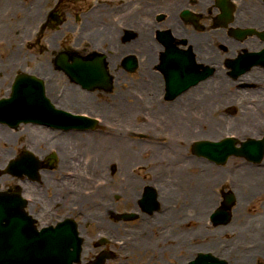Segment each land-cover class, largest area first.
I'll return each mask as SVG.
<instances>
[{
    "label": "bare ground",
    "instance_id": "bare-ground-1",
    "mask_svg": "<svg viewBox=\"0 0 264 264\" xmlns=\"http://www.w3.org/2000/svg\"><path fill=\"white\" fill-rule=\"evenodd\" d=\"M2 1L3 0H0L1 3ZM18 1L24 5L23 0ZM18 1L12 0V3ZM117 1L118 0H99L98 2L100 3L97 4V9L93 10L91 13H87V16H89L87 18L89 30L86 35L92 37L99 45H103L106 39L116 42L119 38L120 33L116 31L117 29L114 28L111 23H107L104 20L106 16L108 17V12L106 10L108 7L107 3ZM231 1L232 3L234 2V5L236 3L239 9H241L244 4L246 5L238 18L234 19V21H236L235 25H248V20L252 25L253 21H256L258 25L262 23L261 21L264 19V8L261 3H258L259 1L261 2V0H252V5H248L247 2L249 1L247 0ZM144 2L146 1L136 0L134 2H128V5L125 6L126 10L124 14L120 11L121 19L119 23L123 24L125 27L135 28L137 30L135 32L137 36L136 39L128 43L127 46L121 48L123 50L122 55L128 56L131 55V52L135 56L140 65V69L152 78L151 82L146 83L137 79V82L129 83L128 80H124L122 76L117 75V78L114 77V79L110 74L113 80L112 88H115L112 101L104 100L106 104H104V101L102 103H97L100 106L99 108L93 105L90 106L91 110L94 109L104 115L106 119L105 124L109 127V130L97 136L99 137V141L95 140L96 136H94L92 130L87 134L82 132H62L60 135L56 136V139H53L50 137L54 135L53 132H56V129L51 130L50 128L37 125L31 127L27 126V128L24 129L23 127L25 126L20 125L18 128L20 132L12 131L11 129H0V141H4L3 146L5 148V150L0 153V167L6 165L7 157L5 156L11 154L10 152L13 151L12 148L17 145L18 140H21L23 136L27 137L26 142L28 143L29 149H33L38 153H45L42 151V146L48 147V144L53 147L56 146L59 149V168L62 171H65L71 166L75 167L76 163L79 161L77 164L78 167L95 179H98V181L93 182L90 180L91 183H87L89 186H87L88 188H86V190H90L91 196H76L73 199H79L80 201L72 205L81 204L85 210L86 216H88L87 214H89L90 211L95 210L93 212H95L96 221L100 222L101 220L102 226L106 227V225H108L107 230L113 232L110 225H117L120 216L113 211L114 209L109 208V202L105 198L111 197L112 194L119 193L120 195H118V197L121 196L126 203H135L143 213L144 220L141 221L142 223L138 224L137 228H134L136 229V238L130 243H127L122 250L130 252V256L138 257L139 255L141 263L188 264L186 261L197 258L196 252H208L211 250L215 251L216 255L214 257L216 259L218 258L219 261H221L220 259L225 260L227 264H253L258 260L263 261L264 168L260 167L263 166L264 161L260 163L249 160L247 155L248 151L246 150L251 146V139L254 137L253 134L258 131L264 132V87H260L262 85L260 84V86L252 88L251 85L256 81H264V69L259 66L249 67V69L252 68L253 71L246 73L245 81H247V86L239 88V91H241L240 94L238 93L239 91L234 92L232 90V86L237 84L236 82L225 75H220L208 79L206 83L202 84L205 85L204 88L200 89L201 85L185 97L176 95L174 101L168 106L159 105L154 101V94L160 88L168 91L169 86L167 85V79L165 81L164 78L160 76V73L156 71L157 63L159 61L160 65V63L163 62V56L161 54L166 56L172 51L171 44L174 43V40L168 39L167 43L162 44L156 36L158 29H162L163 26H168L171 29L170 38L179 41H184L185 37H188L189 43L184 45L188 48V52L196 51V53L199 52L200 55H204L209 65L213 61H227L234 58L230 55H235L240 49L241 44L237 41L227 40L224 33L228 30L219 29L213 32L211 30L204 32L201 29H204L206 27L205 25L202 24L192 28L185 24L186 22L182 16H179L182 14L185 18H210L212 14L216 13L213 12L215 3L213 0H204L202 5L200 3L197 6L200 10L198 13H186V11L191 10V0H166L164 3L158 4L157 7L152 10L154 14L160 12L166 13L165 21L157 24L149 19H142L143 15H149L150 12L139 9ZM38 3L39 0L32 1L28 5L27 10L34 9L38 6ZM114 8H116V6H114ZM144 11L145 14L141 15ZM35 12H37L36 9ZM35 12L29 15H23L27 16L30 21L31 17L35 19ZM109 17H111V13H109ZM0 20L6 21L3 17ZM36 21L37 19L34 22ZM179 21H182V24ZM96 24H101L102 28L98 29V25L96 26ZM251 24L248 26H252ZM146 28H148L147 31ZM101 29H103V34L100 33ZM105 29L106 32L104 31ZM262 30L264 31L263 27ZM60 34L62 35L61 31ZM21 35L23 38L29 37V34L26 33H20L17 36ZM83 35L80 34L85 41L87 37ZM213 36H217L219 41L215 40ZM73 37L75 38L74 44L77 46L80 40L76 35H73ZM60 38L61 36L58 35L50 37L51 40L49 42L47 41L46 44L47 51L54 49V43ZM212 43H214L215 46ZM223 43H227L229 48ZM250 45L256 47L257 41L255 44L251 43ZM23 47L22 45L8 49L6 51L8 52V61L6 60L3 62L0 60V88H3L4 85L5 88H7V83L10 84L12 76L19 70V63L15 62L19 60H29L28 53L22 50ZM225 52H230V55H225ZM211 53H216V56L209 59ZM18 55H20L21 59L15 60L18 58ZM44 59V57H38L36 60H33L32 65H23L22 67V69H27L29 73L34 75L37 79H41V83H43V91L45 89L44 93L46 96L44 98L46 108L41 104L40 114L42 115V112H44L46 117L47 115L54 117V113L59 115L58 109H62L65 106H70L73 109L87 108V106L91 104V101L84 92L68 84L60 75V70L55 71L48 60ZM245 61L247 60L245 59ZM245 61L242 63H245ZM67 72L69 71L67 70ZM76 80H79L76 82L82 83L81 79L78 78ZM95 83L99 84V81ZM137 87L147 93L146 104H143L144 100L140 102L136 100L134 91H136ZM171 91L172 90H170V92ZM195 92H198L197 95ZM78 95H84L86 100L77 98ZM101 96H104L103 93H101ZM243 96L255 97L257 102H244L241 110H237L236 105L239 106L240 98ZM228 106H230V108L225 110ZM217 111L220 112L218 117H216ZM230 113L236 114L233 115ZM50 119L51 118H48V120ZM111 120L118 122V124L115 123V125L113 123L115 125L113 126L107 122ZM160 127H163L164 130L162 131L165 133L161 132L159 129ZM225 130H232L233 132L231 133L239 136L236 141H222L224 144L223 148L227 149L228 152L236 151L227 157L217 152L216 150L220 151L218 148L212 147L214 139L211 137V135H215L221 138L220 134ZM145 133H147V137L149 138L148 143L135 139L143 137ZM193 135L198 136L197 138L200 139V142L193 148L194 155L189 158L187 150L191 146L188 143L189 138ZM158 141L160 142L158 143ZM203 141L209 142L211 145L207 146ZM232 143H236L237 149H230L229 145H232ZM74 157H79L78 161L71 159ZM237 157L238 159H242L238 162L243 163L247 161V163H243V167H239V169L232 171V167L230 168L228 165L232 159L236 160ZM115 160L121 165L120 172L121 175L123 174L124 177H126L125 181H120V183L115 186L99 184L100 180L113 183L112 178L105 175V171L108 166L115 164ZM252 163L260 164L258 167H254ZM130 164L136 166H133L137 168L136 173H132V170L128 168ZM47 166H44V169H48ZM73 170L74 172L71 176L73 179L64 178L63 183L69 188L81 189L82 182L86 181L83 180L84 177L82 176L78 178L77 174L79 170L76 169V167ZM47 174L49 176L43 175V173L40 172L39 178L35 176V178H33L27 174V177H30L31 181L35 183L34 186H40L42 182H45L49 184L48 189H53L55 192L53 197L47 198L48 204H43L42 213L37 214L32 212L34 207L32 205L30 206L29 213L32 219L36 217L40 220L42 214L47 210V207H52L55 199L59 200V197L63 198L62 194H64L65 191L64 188H62V183L58 184L54 182L52 177L53 174ZM23 177L24 176L21 178ZM4 179L5 177H0V183H6L8 181L17 183L16 178L6 176V179ZM67 179H69L68 182H66ZM155 180L161 187L158 199L155 198L152 187L148 186L152 185ZM231 181L234 183L233 193L225 189V186L228 184H233ZM148 182H150V184ZM98 190V194L95 195ZM30 192L34 195L36 194L35 196L37 197L40 193V191L33 190L32 188ZM2 195L4 198L11 199L14 202L15 207L13 211L15 212L17 209L21 210L19 207L26 204L19 196V189L14 186L8 188ZM168 195L169 199L167 198ZM96 196L98 202L102 201V205H98L95 209H92L94 206H92V208L90 207L92 205L91 199ZM100 198L102 200H100ZM43 199H45L44 196ZM66 199H70V197L66 195ZM257 201H261V204L255 207L256 211L254 212L253 207ZM165 205L167 206V211L163 208ZM154 206L157 207L154 209ZM213 208L216 209L215 217L211 218L210 222L207 223L210 210L212 211ZM159 209H162L161 211H164V213L154 216V218H149V214H151L152 211ZM189 211H193V213L191 214ZM229 213L232 215V218ZM153 214L155 215V212H153ZM111 218H114L116 223L112 222L110 220ZM128 218L137 219L135 217ZM92 219H94V217ZM124 219H127V217ZM231 219L232 221L229 224V220ZM164 220L168 223H172L171 232L175 237H177L176 232L183 233L179 245H171L165 249H172L174 251L172 257L166 255V252H164L165 250L160 252L155 248L156 246L152 240V233L150 232V230L156 225H160ZM224 220H227V223L224 222ZM215 221L218 222L216 223ZM86 223L89 224V227L92 225V221H86ZM209 224L214 225L217 229H212L209 227ZM222 225H227L228 227L230 225V230L221 232L220 227H223ZM180 226L182 229H177V227ZM52 227L54 228L56 225ZM164 228L157 229V234L163 235ZM117 232L119 231L117 230ZM123 232L126 234L124 237L133 235L132 233H128L127 229H124ZM228 232H231L232 237L227 236ZM218 235H221V237H218ZM168 236L169 234H165L159 240H167L170 242L171 240ZM251 237H255L253 239H255L256 246L253 249L244 246V242ZM91 239L92 238L88 237L87 243H89V245L90 242H92ZM64 240L65 237L56 242ZM71 242L72 241L69 243ZM181 249L184 250V253L186 252L184 257L181 254ZM86 252V250L83 252V257ZM111 252L110 250V253ZM106 257L107 253H104L102 260L106 259V262H109V258Z\"/></svg>",
    "mask_w": 264,
    "mask_h": 264
},
{
    "label": "rangeland",
    "instance_id": "rangeland-1",
    "mask_svg": "<svg viewBox=\"0 0 264 264\" xmlns=\"http://www.w3.org/2000/svg\"><path fill=\"white\" fill-rule=\"evenodd\" d=\"M32 1H34V0H25V1H23L24 5H22L19 1H18L19 3L18 2L12 3V0H3L2 3L0 2V19L2 17L6 19V21H1L0 20V27H1L0 28V60L3 61V62L6 61V60L8 61V52H6L8 49L16 48L17 46H22V45L24 46L22 50L25 53H28V56H29V60L28 61H24V63L28 62L27 65H29V64L32 65L33 64V60H36L38 57H44L45 58L44 60L47 59L49 64L53 65V62H54L57 65L56 61H60L62 56L65 53H67V52L70 53V54L78 55V56L88 57V56H91L92 54H94L95 52H100V51H94V49L91 48L92 46L98 48L99 50H101L100 48H102L101 46H103L105 48V50H103L104 52L103 51H101V52L106 54V52L111 50L112 47L114 49L115 48L117 49V48L121 47L120 46L121 43H124L125 46H127V44L129 42L133 41L136 38V37H134L133 39H131L125 33L122 36L124 38V42H122V40L120 39V41L118 40L116 43L107 44L106 43L107 40H106L105 42H103V45H99L98 43H96L93 40L92 37H88V35H86V33L89 30L88 29V21H87V18L89 16H87L86 11H88L91 8V6L95 5L94 2L96 0H81V1H79V3H77V7L75 5L71 6L70 0H62L63 2L58 7V9L61 10L63 12V14H64V16L62 15V17H63L62 21H64V22L61 21L62 23L56 24V25L52 24L53 23L52 21L50 22V24H47V19L49 20V18H48L49 17V11H51L52 9L57 7L56 3L59 0H39V3H38L37 7H35L32 10H27L28 5ZM129 1H132V0H129ZM247 1H249V2H247L248 5L252 4V0H247ZM152 2H153V0H152ZM72 4H73V2H72ZM112 7H113V5H109L107 7L106 10H107L108 13L110 12V10L108 11V9L112 8ZM191 7L194 9L195 12H197L196 5H193ZM35 9L37 10V12H35ZM34 12L36 14V17H35V19H32V17H31L30 21H29V18L27 16L23 15V14L29 15V14H32ZM116 13L119 15V13L117 11H116ZM78 14L81 15L80 19H77ZM26 18H27V21H26ZM149 18H151V17H149ZM36 19H37V21L34 22ZM110 19L106 16L104 20L107 23H111ZM179 22L182 24V21H179ZM202 24L206 25V27H207L206 31H209V28H210V25L212 24V21L209 18L201 17L199 19V22H198L197 26H200ZM97 25H98V29L102 28L101 24H96V26ZM111 25L114 27L113 23H111ZM190 25H194V24L192 23ZM86 27H87V29H86ZM95 29H96V27H95ZM75 30H76V33H75ZM38 31H41L42 32V36H43V41H42V43L40 42V44H42V46H43L42 49L40 48L39 43L37 42L36 36H35L36 32H38ZM60 31H61L62 35L60 34ZM102 32H103V29H101L100 33L102 34ZM20 33L21 34H23V33L29 34V37L28 38H23L22 35L21 36H17ZM80 34H82V35L84 34L85 36L84 35L83 36L87 37L85 39V41H84V39H82ZM1 35H3V36H1ZM54 35L61 36V38L58 39L54 43V45H55L54 49H52L50 51H47V48H46L47 41L49 42L51 40L50 37H53ZM73 35H76L77 38L80 40V43L77 46H76V44H74L75 43V38L73 37ZM24 39H25V41H24ZM81 39H82V42H81ZM17 59H21L20 55H18V58H16L15 60H17ZM15 60H14V62H15ZM106 61H107V58H106ZM17 62H23V60H19ZM17 62H15V63H17ZM107 62H109V64H111V62H112L111 57H108V61ZM56 65H55V67L54 66H52V67H53V69L58 71ZM22 67H23V65L22 66H18L19 73H21V72L29 73V71L27 69H22ZM111 69H112L111 74L113 75V77L117 78V75L123 76L124 77L123 79L124 80L125 79L128 80L129 83L137 82L138 78L141 79L142 81H144L146 79V77L148 76L147 74H145V72H142L143 70L140 69V66L138 67V70L136 72H134V73H131V72H128V71H124V70H120L121 68L118 69L117 66L116 67L112 66ZM59 73L62 76V78L65 79V81L68 84L74 86V88L80 89V91L84 92V94L87 96V98L90 99V101H91V104H89L87 106V108L84 107V108L73 109L70 106H65L63 108V110L74 111V112H76L77 110H83V111L89 112V110H91L90 106H92V105L95 106L96 108H99L100 106L97 103H102L104 100H109V101L111 100L112 101V94H114L115 88L113 90L111 89V91L108 92V93L104 92L103 93L104 96H101V93L103 91L101 92L99 90H96V91L84 90L83 88L80 87V85L76 84L71 79H69V77H67V75L64 72L59 71ZM13 78H16L15 74L12 76L11 79H13ZM8 85H9V83H7L6 87H9ZM200 86H198L196 88H199ZM204 87H205V85H202L200 87V89H202ZM8 89L9 88H5V85H4L3 88H0L1 97H4L3 95L5 94V92ZM200 89H197V90H200ZM232 90L235 91V87H232ZM116 91H117V88H116ZM143 93L144 92H141V94H143ZM189 93H190V91L188 92V94ZM197 93L198 92H195L196 95H197ZM164 94H165V90H162L160 88L154 94V101H158V99L161 100V98H163ZM251 97H249V96L248 97H244V96L241 97L240 98V102H239V106L236 105L237 106V110L238 109L241 110L244 102L245 103L246 102H250ZM77 98H79L81 100H86V98H84V95L83 96H79L78 95ZM194 99H198V98H194ZM172 102L173 101H161L160 105L161 106H163V105L168 106ZM104 104H106L105 101H104ZM229 108H230V106H228L225 110H227ZM94 111H96V110H94ZM220 111H222V110H220ZM225 112H228V111H225ZM219 113L220 112L217 111L216 117L219 116ZM230 114L235 115L236 113L235 114L234 113H230ZM233 115H231V116H233ZM111 121H113V120H111ZM113 123L114 124L115 123L118 124V122H114V121H113ZM125 124H128V123H125ZM125 128L127 129V127H125ZM98 129L106 130V126H103V124L101 123V124L98 125ZM229 132L231 133L233 131L232 130H225L224 132H222V136L224 135V133L227 134ZM261 134H262V132L258 131L253 136H254L255 139H258V138L261 137ZM195 137H197V136L193 135V136H191L189 138V143L188 144L190 146H191L190 139L193 140ZM211 137H213V139H217L220 136L211 135ZM133 138H135V137H133ZM135 139H137L139 141H143L144 143H148V139L149 138L147 137V133H145V135L143 137L135 138ZM194 140H197V139H194ZM23 142H24V137H22L21 141H18L16 147L14 148V151L10 152L11 155H15V153H19L22 150ZM2 147L5 150L4 146H2ZM0 150H1V147H0ZM79 152H80V150H79ZM187 155H188L189 158L194 155L192 147H190L187 150ZM240 160H242V159H238V157L236 158V160L232 159V161H230V164L228 165V167L231 168L235 164L241 163V162H238ZM263 160H264V158H263ZM76 161H78V160H76ZM78 162L76 163L75 167H76V169L79 170L78 178H81V176L84 177V174H81V172L83 170L78 167V165H77ZM48 163L50 164L49 160H48ZM263 164H264V162H263ZM52 166H54V168H56L55 164H52ZM133 166H135V165L134 164L133 165L130 164V166H128V168L130 170H133L136 167V166L135 167H133ZM75 167L71 166L69 168L72 170V169H75ZM107 169L105 171V175H107L109 178L112 177V181H113V183H110V181H109V183H110L109 186H112V185L115 186L116 184L120 183V176L119 175H121V173L119 174L118 172H115L112 169V165L108 166ZM202 172H203V169H202ZM49 174H52V173H49ZM52 177H53V181H55L57 179V173L54 172ZM86 177H87L88 180L85 179V178L83 179L86 182H84V181L82 182L81 189L73 188L72 190H70L72 192H75V194H73L72 196L70 195V192L67 190V188H65L62 185V188L65 189L64 190L65 191L64 194L68 195V196H71V198L70 199H66V198H60L59 197L57 205L61 204V206H57V207L56 206H53V207L49 206V207H47V210L50 209V211L48 213H45V214H43L41 216L42 218L40 219L41 220L40 222L41 223H42V221H43V223L54 222L55 220H57L58 217H61L65 213V211H67L69 209V206L73 202L80 201L79 199H76V201H75L73 198H74V196H85L84 194H85L86 188H88L87 186H89L87 183L90 182L89 174H86ZM138 177H139V175H138ZM148 183L150 184V182H148ZM2 186L6 187L8 185H2ZM148 186H150V185H148ZM229 186H230L229 184L227 186H225V189L230 190ZM158 188H159V186H158ZM54 193L55 192H54L53 189H45V190L41 191V194L45 197V199H47L48 196L49 197H53ZM29 194H32V193H29ZM64 194H62V195L64 196ZM179 194H181V193H179ZM118 195H120V194L119 193H115V194H112L111 197L105 198L109 202V205H110L109 208L110 209H114L113 211H115L116 213H121V214L124 213L125 211H133V210L136 209V206H135L136 204L135 203H126L125 200L121 196L118 197ZM167 198L169 199V195L167 196ZM97 199H98L97 196L92 199V203L93 204L90 206L91 208H92V206H94L92 209H95L96 206L100 205V202H102V201H100L98 203ZM55 200H57V199H55ZM100 200H102V199L100 198ZM114 201H116V202H114ZM260 204H261V201L255 202L254 207H253V211L254 212L256 211L255 207H257ZM163 208L166 209V211H167V206L166 205ZM93 211H95V210L90 211L89 214H87L88 216L85 215L84 211H83V215L82 216L75 213V215L78 217V221H79V228H80L79 230L87 238L86 243L88 241V237L92 238V239L94 238L96 240V239L99 238V235H100L101 232H110V231L106 230L107 229L106 227L102 226L101 220H100V222H98V224L95 222L96 221L95 212H93ZM213 211L214 210H212V215H213ZM210 212H211V210H210ZM52 213H54V214H52ZM189 213L192 214L193 211H189ZM212 215L211 214L209 215V220H208L207 223L210 222ZM87 217L89 219H87ZM93 217H94V219H92ZM143 217L144 216H141L140 219H137V220H134V221H130V222L118 220L117 222H119V223L117 225H111V227L113 229H115V230H113L115 232L113 234L115 235V237L117 239L120 238V236L123 237V235H124L123 226L127 227L126 229H130V227L137 228L138 224L142 223L141 221L144 220ZM149 218H152V217H149ZM231 218H232V215H231ZM110 220L112 222L116 223L114 218H111ZM86 221H88V222L92 221V225L89 227V224L86 223ZM231 221H232V219L229 220V224H230ZM209 227H211L214 230L217 229L214 225H210ZM227 227H228L227 225H224L223 227H220L221 228V232H224V230H230L229 229L230 225H229L228 228ZM157 228H159V227L155 226L152 230H150V232L152 233L151 235H152V240L154 242V245L156 246L155 248L161 251L163 248H165V246L163 245L161 247L160 245H162L163 243H158L157 242V240L159 238V234H157V232H156ZM117 230L119 232H117ZM227 236L230 237L231 236V232H228ZM218 237H221V235H218ZM253 238H255V237L248 238L247 240L244 239L246 241L244 242L245 245L244 244L243 245L246 248H248V247L252 248V243H253V245L256 246L255 239H253ZM158 241H160V240H158ZM246 243H249V244H246ZM90 245H91L92 252L88 256L85 255V260L84 261L94 259L95 255H96L95 253L102 251L101 249L103 247L102 248L101 247H97L96 245L93 246V242H90ZM90 245L88 246V243H87V246H85V248L88 250ZM166 246H167V244H166ZM109 247H110V249L113 248L112 246H108L107 249H109ZM129 253L130 252H125V251H121L120 252V254L123 255V258H121V260L123 262H125L126 264H144V263H141V261L139 259V255H138V257L137 256H130ZM127 254H129V255H127ZM181 254L182 255L184 254V256H185L186 252L184 253V250H182ZM187 256H188V253H187ZM253 264H264V260L263 261L262 260H258L256 263H253Z\"/></svg>",
    "mask_w": 264,
    "mask_h": 264
},
{
    "label": "water",
    "instance_id": "water-1",
    "mask_svg": "<svg viewBox=\"0 0 264 264\" xmlns=\"http://www.w3.org/2000/svg\"><path fill=\"white\" fill-rule=\"evenodd\" d=\"M77 67H80V64L76 65ZM72 73V71H70V74ZM12 227H16L14 228V233L12 236L9 237L8 241H6L7 239V232L8 230L2 232L0 231V233H2L0 235V264H32V260H30L33 256V251L37 253L38 257L42 256L44 253L43 252H37L36 249V243L34 244H29L30 240H27L25 243L26 245L22 244L21 240H20V234L22 232L21 228H23L21 226V224L19 222L13 224L11 226ZM20 228V229H19ZM0 229H4V228H0ZM50 233V232H49ZM36 238H33L32 240H35ZM74 245H76L77 241H75V239H73ZM7 243V245H5ZM16 247H24L25 248V254H26V258L22 261H12L10 260V256L11 255H15L17 251ZM36 250V251H35Z\"/></svg>",
    "mask_w": 264,
    "mask_h": 264
}]
</instances>
